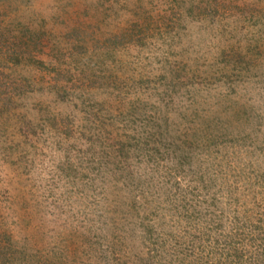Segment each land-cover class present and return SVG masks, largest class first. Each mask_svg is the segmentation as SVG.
<instances>
[{"label":"rangeland","instance_id":"obj_1","mask_svg":"<svg viewBox=\"0 0 264 264\" xmlns=\"http://www.w3.org/2000/svg\"><path fill=\"white\" fill-rule=\"evenodd\" d=\"M185 126L200 182L130 144ZM234 232L264 264V0H0V264H213Z\"/></svg>","mask_w":264,"mask_h":264},{"label":"trees","instance_id":"obj_2","mask_svg":"<svg viewBox=\"0 0 264 264\" xmlns=\"http://www.w3.org/2000/svg\"><path fill=\"white\" fill-rule=\"evenodd\" d=\"M11 35L15 38L16 34L11 33ZM10 35V36H11ZM32 64L35 63H41V59L38 58H32L31 55H28L27 57H23ZM145 129V128H143ZM155 128L150 131H144L143 137L140 141H131L130 144H132L134 147L139 148V149H144L147 146V142L151 141L153 143H157V146H160L161 149H163V153L158 152L157 156L155 157V160L157 162H164L165 158V150L168 151V156H171L172 159L176 163V172L177 173H184L186 170V173L189 175L188 177L190 179H194L196 182H200L204 179L205 176L209 175V170L212 168L208 166L209 161L213 162V158L216 156L218 153L215 151L216 154L212 153L213 149L210 146L211 142H208L206 138H204L203 134L195 130L193 132V128H188V126L182 127L181 129L178 130V132L174 133V135H170V137H167L166 131H163L162 128L160 130H156ZM155 135V137H153ZM166 138H169L167 141H165ZM129 142V141H128ZM184 143V145H183ZM137 145H141V147H138ZM121 145V148L122 149ZM119 149V150H120ZM127 154V153H126ZM108 164V163H107ZM215 166L219 167L218 164H214ZM210 178V177H209ZM250 183V180H248ZM256 180L252 181V184ZM251 184V183H250ZM213 195H210V201H208V204L210 206L214 205V198H212ZM212 198V199H211ZM229 198L231 196L229 195ZM225 196V199H229ZM233 202H236L237 200L231 199ZM256 207V205H254ZM177 205H175V211L177 209ZM189 206L187 205L186 202H182L180 205V212H184L187 210ZM211 210V209H210ZM214 211L211 210V214ZM210 214V215H211ZM176 216L177 213H176ZM179 218V216H178ZM233 219H236L235 217ZM178 221L180 220L177 219ZM211 220V219H210ZM199 229V228H198ZM219 228L217 227L216 231ZM251 232L247 234L248 237L251 236L253 233L254 239L261 240V235L258 232V229L256 226L252 225V227L249 229ZM200 234L201 236H204V238L211 237V232L207 231L206 228L201 224L200 225ZM212 232V233H215ZM230 234V233H229ZM250 235V236H249ZM232 236L237 237V233L233 234H226L225 237H222L221 240L214 239L213 244L209 246L210 249V254L214 257L213 264H241V256H242V251H240L237 247L232 246ZM189 237V236H188ZM242 237V236H241ZM190 238V237H189ZM191 239V238H190ZM243 239V237H242ZM251 239V238H250ZM202 242H206L205 240H200ZM264 251V244L261 246V254H263ZM254 264H257V262H254Z\"/></svg>","mask_w":264,"mask_h":264}]
</instances>
